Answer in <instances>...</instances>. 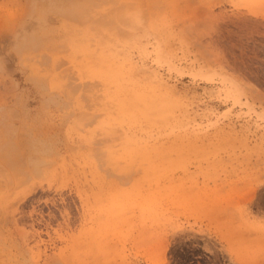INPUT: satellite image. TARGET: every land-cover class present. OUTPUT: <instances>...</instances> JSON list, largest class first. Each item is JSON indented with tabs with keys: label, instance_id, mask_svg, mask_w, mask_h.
<instances>
[{
	"label": "rangeland",
	"instance_id": "1",
	"mask_svg": "<svg viewBox=\"0 0 264 264\" xmlns=\"http://www.w3.org/2000/svg\"><path fill=\"white\" fill-rule=\"evenodd\" d=\"M0 264H264V0H0Z\"/></svg>",
	"mask_w": 264,
	"mask_h": 264
},
{
	"label": "bare ground",
	"instance_id": "2",
	"mask_svg": "<svg viewBox=\"0 0 264 264\" xmlns=\"http://www.w3.org/2000/svg\"><path fill=\"white\" fill-rule=\"evenodd\" d=\"M225 79H226V80H228V82H230V84H232V82H231L232 80H231V79H230L231 81H229V79H228V78H226V77H225Z\"/></svg>",
	"mask_w": 264,
	"mask_h": 264
}]
</instances>
